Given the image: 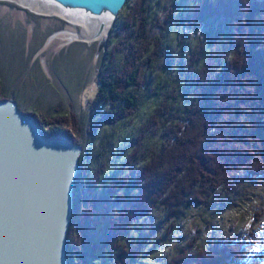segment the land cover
Wrapping results in <instances>:
<instances>
[{"label":"trees","instance_id":"1","mask_svg":"<svg viewBox=\"0 0 264 264\" xmlns=\"http://www.w3.org/2000/svg\"><path fill=\"white\" fill-rule=\"evenodd\" d=\"M153 2L127 1L101 61L98 111L90 119L96 131L75 185L69 264H262L264 255L248 260L247 242L208 247L197 236L160 258L154 235L133 230L161 209L168 226L154 232L175 239L190 206H214L238 189L243 174L264 178V1L171 0L161 14ZM183 19L191 31L178 34L172 25ZM5 96L0 77V100ZM151 97L152 110L135 125ZM33 115L46 136L82 145L61 117ZM113 125L130 126L118 142L105 129ZM122 141L131 143L124 165L121 151H113V143L124 149ZM263 215L264 208L256 222Z\"/></svg>","mask_w":264,"mask_h":264},{"label":"rangeland","instance_id":"2","mask_svg":"<svg viewBox=\"0 0 264 264\" xmlns=\"http://www.w3.org/2000/svg\"><path fill=\"white\" fill-rule=\"evenodd\" d=\"M170 1L154 0L155 13L161 14L164 6ZM189 1L183 0V3L190 6ZM124 8L111 27L107 47L99 48V41L92 39L68 43L55 36L56 38L51 40L49 37L53 33L65 28L70 30L74 26L56 14L35 13L17 2L0 0V77L7 94L5 97L14 99L23 111L30 114L35 111L40 116L49 114L61 117L65 128L73 132L78 131L77 137L82 140V154L91 146L89 139L92 131H96L93 130L90 119H94L98 111V107L93 103L99 91L98 71L102 59L112 47V37L128 13ZM82 24L83 22L78 23L77 27L82 29ZM91 25H95L94 20ZM172 26L178 34L181 29L191 31L185 19ZM199 33L203 35L201 31ZM195 34L191 37H195ZM174 35L175 32L169 33L172 38L170 43L172 47L178 48ZM151 106L152 97L141 108L135 125L139 126L144 122L152 110ZM95 119L97 120V117ZM129 127L120 129L119 126L113 125L105 129L112 133L118 142L121 135L128 134ZM129 143L123 144L122 141L120 146H124L123 150L113 143V151L116 153L120 150L123 154L121 165H124L127 155L125 151H128V145L131 144ZM114 170L120 171V165ZM238 179V189L232 194L224 193L216 197L217 203L214 206H190L188 218L181 223L180 232L175 239L165 236L166 232L162 230L168 223L162 220L161 209L141 217L133 230L138 231L141 236L147 233L154 235L159 255L161 253L160 258L168 254L172 246L182 245L181 242L184 243L195 236L200 237L202 244L208 247L238 240L247 242L248 248L257 241L264 247V215L259 222H256L255 216L257 211L264 208V178L255 182L243 174ZM131 188V192L135 191V187ZM159 225L162 229L158 233L154 232L155 227ZM261 261L264 264V257Z\"/></svg>","mask_w":264,"mask_h":264},{"label":"water","instance_id":"3","mask_svg":"<svg viewBox=\"0 0 264 264\" xmlns=\"http://www.w3.org/2000/svg\"><path fill=\"white\" fill-rule=\"evenodd\" d=\"M43 1L86 21L105 17L93 41L106 48L128 0ZM82 152L65 135L46 136L37 118L14 99L0 100V264H69L67 236Z\"/></svg>","mask_w":264,"mask_h":264},{"label":"bare ground","instance_id":"4","mask_svg":"<svg viewBox=\"0 0 264 264\" xmlns=\"http://www.w3.org/2000/svg\"><path fill=\"white\" fill-rule=\"evenodd\" d=\"M12 1H15L19 4H22L24 7L30 8L31 10H33L37 13L59 15L65 19L69 20L70 21L69 23L74 26L73 29L67 30L68 29L67 28L65 30H62V31L57 32L56 34L52 35V37L50 38L51 40L56 38V37H59V38H61L62 41L71 42V41L75 40L77 37H79V38H83V40H85V39L91 40L92 39V41H93V35L96 32L99 23L105 18V17L102 19L93 18L90 21H86V20H83L81 17L76 16L75 14H72L70 11L61 9L60 7H57V6L52 5V4H47L44 1H40V0H12ZM106 19H107L106 20L107 25L109 26L112 18L109 16ZM92 20L95 21L94 26L91 25ZM80 22H83L82 29H79L77 27V24ZM76 29L79 30L81 35L76 32Z\"/></svg>","mask_w":264,"mask_h":264},{"label":"clouds","instance_id":"5","mask_svg":"<svg viewBox=\"0 0 264 264\" xmlns=\"http://www.w3.org/2000/svg\"><path fill=\"white\" fill-rule=\"evenodd\" d=\"M246 255L249 261H254L256 257L264 255V247L260 246V241H257L255 245L249 247Z\"/></svg>","mask_w":264,"mask_h":264}]
</instances>
